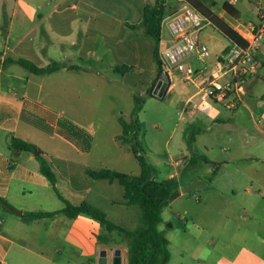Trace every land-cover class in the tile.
I'll list each match as a JSON object with an SVG mask.
<instances>
[{"label":"crops","instance_id":"crops-1","mask_svg":"<svg viewBox=\"0 0 264 264\" xmlns=\"http://www.w3.org/2000/svg\"><path fill=\"white\" fill-rule=\"evenodd\" d=\"M155 1L18 0L21 8L0 13V197L11 206V210L0 206V264H98L100 251L106 250V244L98 239L101 225L88 216L70 218L59 214L52 219H28V213L58 211L64 203L41 172L39 154L23 151L15 155L11 149L13 138L38 148L56 176L58 191L72 204L88 202L102 211V203L133 206L125 203L124 193L122 198H114L107 192L116 181L93 180L87 174L89 169H102L93 164L95 140L91 150L85 151L82 142L62 130L58 121L66 118L85 129L72 114L75 101L87 109L88 102L84 103L81 93H90V76L117 80L105 76L100 63L107 60L108 68L124 74L125 79L135 70L143 72L146 60L151 61L155 55L153 38L142 26L144 11ZM28 2H33L32 10L24 8L29 7ZM163 29L161 37L165 39ZM202 40L207 43L204 37ZM227 46L212 62H189L196 69L216 68L217 58ZM263 57L264 44L257 53L259 72L264 67ZM6 59H24L40 68L56 63L58 68L38 75L17 63H5ZM259 72L247 79L246 94L238 106L234 110L226 107L234 112V118L242 111L253 115L254 109L264 118V93H253ZM157 75L158 66L155 69L152 61L146 80L149 86ZM179 82L189 86L176 76L164 94ZM121 86L125 91L132 90L127 82L122 81ZM192 103L204 109L213 104L201 103L194 92L182 99L185 114L191 115ZM185 158L181 169L178 161L174 162L169 179L185 170L190 157ZM220 190H231L234 197L237 193L234 188ZM223 191L221 196L226 202L217 209L222 219L208 227L196 224L197 220L187 225L178 255L171 254L167 264H264V191L254 186L244 191L253 196L251 206L224 198ZM183 195L179 192L170 203ZM256 196L260 202L255 201ZM163 223L164 219L160 225ZM168 240L171 248L172 241ZM107 257L108 264H112L108 253ZM121 259L124 264L123 252Z\"/></svg>","mask_w":264,"mask_h":264},{"label":"rangeland","instance_id":"rangeland-1","mask_svg":"<svg viewBox=\"0 0 264 264\" xmlns=\"http://www.w3.org/2000/svg\"><path fill=\"white\" fill-rule=\"evenodd\" d=\"M201 1L211 8L213 15L219 17L217 14L220 12L216 5H221L225 0ZM20 4L22 5V2ZM20 4L18 0H0V13H10L21 8ZM28 4L29 7L24 8L32 10L33 2ZM187 4L189 3L186 0H166L161 4L163 7L161 28L164 21L182 11ZM236 8L240 12L238 17L241 21L257 22V8L252 0H241L236 4ZM216 28L214 25L208 26L201 35L206 39L211 51V56L206 59L208 62H212L229 44V40ZM167 35V29L164 28L163 36L167 38ZM0 37L1 46L2 34ZM152 41L155 49L159 48V44L157 46L156 41L154 39ZM154 58L151 61L146 60L143 72L135 70L126 79L122 77L124 74L109 69L107 60L100 63L105 76L117 80H102L101 77L91 75L90 93H81L84 103L88 102L87 109L85 105L82 109L75 101L72 118L83 124L95 140L96 146L92 157L93 164L98 168L116 170L129 176L140 175L141 168L133 154L132 144L118 139L122 134L118 120L120 117L127 121H138L140 130L137 146L151 167L153 176L159 181L169 179V175L174 172L175 161H179L181 169L186 163L187 156L209 160V163L200 160L174 178L179 192H184V195L164 208V223L160 228L166 238L171 239L169 249L175 257L182 246V234L187 225L197 220L196 224L199 222L208 227L209 224L218 223L222 219L217 209L225 204L226 200H223L221 196L223 190L220 188L236 189L235 197L231 190L223 191L225 192L223 197L240 204L243 202L247 206H251L254 200L253 196L249 197L244 191L250 186L264 191V118L261 119L257 109L253 110V115L248 111H242L234 118L233 111L226 109L224 105L214 103L206 109L203 105L194 106L192 103L189 110L191 115L185 114L181 108L182 99L192 95L195 88L179 82L162 97L154 96L156 84L162 78L157 76L150 86L146 82L150 76L152 61L155 69L158 66V72L162 68ZM16 67L21 69L19 66ZM263 77L264 67L259 72L258 86L253 89V93H264ZM122 81L132 86L133 91L123 90ZM143 86L148 89L142 91ZM135 97L140 100L141 108L138 111H134ZM115 183L116 186L110 187L107 192L114 198H122L124 189L117 181ZM257 199L260 202L259 196L255 197V201ZM102 204L108 219L118 226L127 230L141 227L142 211L138 206L111 207L110 204ZM102 233L109 240L106 244L108 256L113 259L114 251L120 249L123 252L124 264H130V244L117 232L108 233L104 230ZM193 233L195 235V232Z\"/></svg>","mask_w":264,"mask_h":264},{"label":"trees","instance_id":"trees-1","mask_svg":"<svg viewBox=\"0 0 264 264\" xmlns=\"http://www.w3.org/2000/svg\"><path fill=\"white\" fill-rule=\"evenodd\" d=\"M166 0H156L155 5L152 7L147 6L144 11V20L142 26L145 28L146 33L151 36L158 46L161 38V21L163 17V4ZM190 6L199 10L202 14L208 17L212 24L231 42L238 44L242 43L239 35L230 28L222 18L213 15L210 7H207L201 0H186ZM216 5V3H215ZM214 5V6H215ZM217 6V5H216ZM223 9L231 16L238 17L240 15L236 6H232L227 2L222 3ZM155 60L158 64V48L155 49ZM5 63H17L22 67L28 69L34 74H49L57 70L56 63H52L47 67L40 68L34 63L19 59L17 61L13 59H6ZM158 78L162 75V71L159 69ZM134 111L140 110V100L135 97ZM119 123L122 127V134L118 137L120 141L132 144L133 154L138 161L141 171L139 176H129L125 173L102 168L99 170L89 169L87 174L93 180H108L117 181L124 189L125 203L128 205H136L142 211V225L136 230H127L121 226H118L114 222L108 219L105 212L95 208L88 202H83L79 205H74L70 201L64 198V196L58 191L56 187V176L52 169L49 167L46 160L41 156L38 148L30 142L24 141L19 138H13L11 141V149L15 155L26 152H39L38 160L41 165V172L49 179L53 185L54 191L64 203V207L61 210L53 212H32L28 213V219H52L59 214H64L70 218H75L79 215L88 216L101 225L102 231L106 230L108 233L117 232L121 237L130 244L131 247V260L130 264H167L171 258V252L169 249V240L164 235V232L159 228V225L163 222V209L177 196H179V190L177 183L173 178L157 181L153 178L151 167L146 162L144 156L140 153L137 146V137L139 134L140 126L137 120L127 122L124 118L120 117ZM58 126L67 132L70 136L80 140L84 146L85 151H90L92 148L93 137L91 133L71 122L66 118H60ZM200 160L209 163L207 158L200 159L199 157L192 156L188 167L196 165ZM0 206L7 210H11V206L6 200L0 197ZM100 242L107 244L108 238L101 233L98 236Z\"/></svg>","mask_w":264,"mask_h":264},{"label":"built area","instance_id":"built-area-1","mask_svg":"<svg viewBox=\"0 0 264 264\" xmlns=\"http://www.w3.org/2000/svg\"><path fill=\"white\" fill-rule=\"evenodd\" d=\"M241 0H225L236 6ZM257 8V22H243L231 16L222 4L216 13L234 30L241 44L231 42L217 58L216 68L204 66L196 69L189 62L205 63L210 49L202 40V32L213 26L211 20L187 4L184 9L163 22L167 38L159 42V61L162 73L169 84L178 76L187 85L195 87V96L201 103L221 104L234 110L246 94V81L259 72L257 53L264 44V0H252ZM179 163V161L177 162Z\"/></svg>","mask_w":264,"mask_h":264},{"label":"water","instance_id":"water-1","mask_svg":"<svg viewBox=\"0 0 264 264\" xmlns=\"http://www.w3.org/2000/svg\"><path fill=\"white\" fill-rule=\"evenodd\" d=\"M167 87L168 83L166 81V76L163 75L162 78L156 84V87L154 89V96L162 97ZM35 154L38 155L39 153L36 151ZM19 213L21 212L19 211ZM98 264H108L107 251L105 249L101 250L99 253ZM112 264H122L120 249H116L114 251Z\"/></svg>","mask_w":264,"mask_h":264}]
</instances>
